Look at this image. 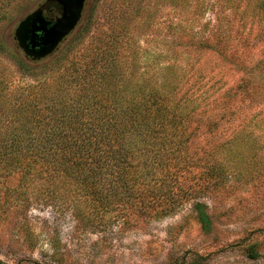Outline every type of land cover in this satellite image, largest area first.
Instances as JSON below:
<instances>
[{
	"label": "trees",
	"instance_id": "16d2710c",
	"mask_svg": "<svg viewBox=\"0 0 264 264\" xmlns=\"http://www.w3.org/2000/svg\"><path fill=\"white\" fill-rule=\"evenodd\" d=\"M31 1L0 0V30ZM219 1L246 46L230 56L229 38L217 39L221 64L160 66L140 43L163 7L202 21L212 8L207 0H110L103 14L97 6L92 12L93 32L88 22L42 68L34 64L43 60H24L0 36V58L8 61L0 59V211L8 218L36 202L59 205L85 230L108 234L190 204L202 231L213 233L210 201L235 183L255 182L258 158L246 145L264 147V118L240 107V97L264 91V0ZM45 13L55 20L61 8L51 3ZM178 28L171 23L173 33ZM253 39L258 60L246 52ZM238 245L242 260L223 264L264 262L259 243ZM212 255L188 252L170 264H210Z\"/></svg>",
	"mask_w": 264,
	"mask_h": 264
},
{
	"label": "rangeland",
	"instance_id": "374dc122",
	"mask_svg": "<svg viewBox=\"0 0 264 264\" xmlns=\"http://www.w3.org/2000/svg\"><path fill=\"white\" fill-rule=\"evenodd\" d=\"M207 1L212 8L202 21L190 12L178 13L172 6L163 7L156 21L158 25L140 37L142 51L149 53L145 57H150L151 62L158 61L160 66L171 61L186 67L192 61L211 65V61L223 62L214 46L219 38H229L230 56L238 47L246 48L245 39L237 38L232 30L231 10L219 0ZM101 3L97 5V0H88L79 28L56 54L34 65L42 68L64 52L70 40L75 39L88 22L92 24L89 28L93 32L98 24L90 18L92 12L97 6L100 15L103 14L102 6L106 4L107 8L110 0ZM41 4L42 0L24 2L0 30L1 40L24 60L26 56L18 46L15 31L20 20ZM172 22L179 25L177 30L180 34L172 32ZM90 40L87 37L85 43ZM256 42L253 39L246 52L258 60L262 54L258 52L261 47H257ZM204 44L210 45L204 47ZM145 57H142L143 62L148 59ZM3 62L8 65L7 60L3 59ZM157 64L154 66H159ZM227 78L234 82L233 78ZM240 99L243 102L240 107L264 118L263 90L258 89L254 98L243 96ZM261 130L263 132L264 128ZM256 134H261V131H256ZM260 140L264 143V137ZM246 147L251 149V155L258 158L256 165L260 177L248 185L235 183L210 201L215 222V231L211 234L202 231L190 204L165 219L146 221L136 227H118L103 234L85 230L68 210L59 205L36 202L28 211H14L8 218L7 211H0V261L7 264H59L55 256H62V264H170L172 259L188 252L213 254L210 264L242 260V249L238 245L242 240L257 242L264 249V147ZM27 231L38 242L34 252L28 248ZM56 248L60 255L55 253Z\"/></svg>",
	"mask_w": 264,
	"mask_h": 264
},
{
	"label": "water",
	"instance_id": "95a60500",
	"mask_svg": "<svg viewBox=\"0 0 264 264\" xmlns=\"http://www.w3.org/2000/svg\"><path fill=\"white\" fill-rule=\"evenodd\" d=\"M55 3L60 16L50 20L45 10ZM88 0H45L38 8L25 15L15 31L19 48L27 58L45 60L56 54L82 23Z\"/></svg>",
	"mask_w": 264,
	"mask_h": 264
}]
</instances>
